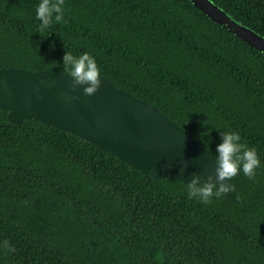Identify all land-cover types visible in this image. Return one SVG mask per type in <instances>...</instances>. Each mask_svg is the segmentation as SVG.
I'll list each match as a JSON object with an SVG mask.
<instances>
[{"label": "trees", "instance_id": "1", "mask_svg": "<svg viewBox=\"0 0 264 264\" xmlns=\"http://www.w3.org/2000/svg\"><path fill=\"white\" fill-rule=\"evenodd\" d=\"M264 38V0H210ZM0 0V68L68 75L88 52L100 77L147 102L215 155L220 132L254 149L252 182L204 204L70 133L0 108V264H264V55L188 0Z\"/></svg>", "mask_w": 264, "mask_h": 264}, {"label": "water", "instance_id": "2", "mask_svg": "<svg viewBox=\"0 0 264 264\" xmlns=\"http://www.w3.org/2000/svg\"><path fill=\"white\" fill-rule=\"evenodd\" d=\"M211 21L264 55V38L233 21L210 0H188ZM91 96L70 89L68 75L44 70L0 68V108L15 125L33 119L70 133L154 179L182 184L193 174L215 179L213 153L147 102L116 89L101 77ZM74 97V98H73ZM183 169L182 171L180 169ZM225 199H235L230 186Z\"/></svg>", "mask_w": 264, "mask_h": 264}, {"label": "clouds", "instance_id": "3", "mask_svg": "<svg viewBox=\"0 0 264 264\" xmlns=\"http://www.w3.org/2000/svg\"><path fill=\"white\" fill-rule=\"evenodd\" d=\"M63 5L64 0H39L35 8V16L40 21L41 30L49 28L53 21L66 22L63 20ZM62 63L68 72V78L71 79V90H75L77 86H83V93L91 96L100 87L99 68L94 57L88 52H83L78 56L64 52ZM219 135L220 142L216 145L215 155H213L216 165L215 179L209 176L206 180H201L199 176L193 174L186 183V193L189 199H197L204 204L209 203L213 196H219L228 190L229 186L225 184V181L235 177L238 173L249 182L254 180L259 167L256 151L246 149L236 131H224ZM205 149L208 150V147L205 146ZM0 244L12 251L7 240Z\"/></svg>", "mask_w": 264, "mask_h": 264}]
</instances>
